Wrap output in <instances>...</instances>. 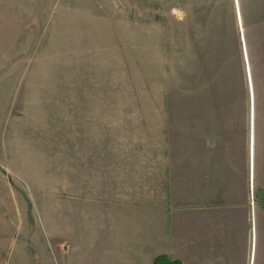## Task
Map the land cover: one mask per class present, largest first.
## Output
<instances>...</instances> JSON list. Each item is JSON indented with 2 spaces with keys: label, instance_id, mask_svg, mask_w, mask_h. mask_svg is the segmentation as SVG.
<instances>
[{
  "label": "rangeland",
  "instance_id": "obj_1",
  "mask_svg": "<svg viewBox=\"0 0 264 264\" xmlns=\"http://www.w3.org/2000/svg\"><path fill=\"white\" fill-rule=\"evenodd\" d=\"M234 11L233 0H0L6 231L29 232L61 264L63 182L77 184L78 160L111 134H140L153 102L243 113Z\"/></svg>",
  "mask_w": 264,
  "mask_h": 264
},
{
  "label": "crops",
  "instance_id": "obj_2",
  "mask_svg": "<svg viewBox=\"0 0 264 264\" xmlns=\"http://www.w3.org/2000/svg\"><path fill=\"white\" fill-rule=\"evenodd\" d=\"M233 4L245 111L153 102L140 134H111L78 160L77 184L63 182L61 264H264V0ZM0 191V264H53L29 232L6 231L4 179Z\"/></svg>",
  "mask_w": 264,
  "mask_h": 264
},
{
  "label": "trees",
  "instance_id": "obj_3",
  "mask_svg": "<svg viewBox=\"0 0 264 264\" xmlns=\"http://www.w3.org/2000/svg\"><path fill=\"white\" fill-rule=\"evenodd\" d=\"M152 264H181L177 259H173L166 254H158L153 257Z\"/></svg>",
  "mask_w": 264,
  "mask_h": 264
}]
</instances>
